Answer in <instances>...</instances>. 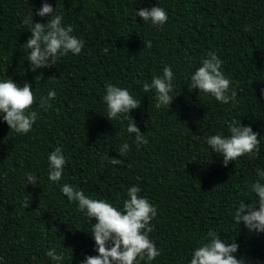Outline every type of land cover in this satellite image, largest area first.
I'll list each match as a JSON object with an SVG mask.
<instances>
[{
  "label": "trees",
  "instance_id": "obj_1",
  "mask_svg": "<svg viewBox=\"0 0 264 264\" xmlns=\"http://www.w3.org/2000/svg\"><path fill=\"white\" fill-rule=\"evenodd\" d=\"M43 2L55 7L84 47L33 72L25 20L33 12L34 23L45 22L35 14ZM154 5L168 14L162 26L136 16ZM209 51L223 61L235 103L187 88ZM165 66L174 73V97L168 108L157 109L154 91L145 93L143 84L162 76ZM7 78L21 87L30 83L37 97L30 110L38 117L26 134L0 119V264H56L45 255L49 248L63 253L62 264L97 254L90 233L95 220L68 201L60 190L65 183L121 210L127 189L139 186V195L157 208L149 237L161 255L150 264H190L209 229L226 243L235 240L240 264H264V233L234 220L242 200L257 199L250 186L256 169L264 170V0H0V81ZM109 83L140 100L126 119L106 117L102 98ZM49 90L56 97L45 110L39 97ZM133 120L147 144L137 146L126 131ZM234 120L259 134L260 151L225 167L206 138L229 135ZM125 142L129 151L119 157ZM56 147L66 164L53 183L48 155ZM108 156L123 164H110ZM27 173L39 178L36 186L27 183Z\"/></svg>",
  "mask_w": 264,
  "mask_h": 264
},
{
  "label": "clouds",
  "instance_id": "obj_2",
  "mask_svg": "<svg viewBox=\"0 0 264 264\" xmlns=\"http://www.w3.org/2000/svg\"><path fill=\"white\" fill-rule=\"evenodd\" d=\"M36 15L47 17L43 23L33 22V12L25 20L30 24V37L26 40L29 70L48 68L57 63L58 58L69 55H79L84 47V41L73 35L71 25H63V17L56 14L55 7L43 2L36 10ZM142 21L150 22L154 26H162L168 20L166 10L159 6L140 8L136 10V16ZM246 31L249 29H245ZM144 46L151 48V41H144ZM107 52V49H104ZM223 61L214 52L209 51L206 58L202 59L199 66L190 76L189 91L196 90L212 96L217 102L228 104L235 103L237 95L231 88L230 79L223 74L221 67ZM174 73L170 66L163 68L162 76H153L150 83L143 84L145 93L154 91L156 103L154 107H169L173 97ZM264 96V89H261ZM56 97L54 90H49L46 96L39 97V106L43 109L50 108L51 101ZM103 101L107 105V119L109 121L118 117L127 118L131 110L140 107V100L133 98L126 88L117 87L111 83L106 85ZM37 101L30 83L18 86L10 78L0 81V113L10 130L17 134H26L32 130L38 113L31 111L32 105ZM229 135H210L206 138V144L210 150L223 157L222 164L226 167L229 162L236 161L239 157L249 156L255 158L260 151L259 134L248 125L233 121L228 124ZM126 131L134 134V143L147 144V139L137 127L135 121L129 123ZM129 151L127 142L119 148V157ZM112 165H121L123 160L116 157H107ZM66 159L61 147H56L48 155V179L53 183L62 179ZM258 179L250 186L251 192L257 199L245 204L243 200L235 210L234 220L236 224L243 222L249 231L264 233V170L256 169ZM27 183L36 186L39 178L27 173ZM61 192L69 202H77L78 210L87 217L93 218L95 223L90 231L95 242L96 255L85 256L79 264H138V261H146L150 264L161 255L149 234L154 231L152 220L157 215V208L146 197L140 196L139 186L133 185L127 189V198L122 202V210L114 207L104 200L92 199L82 190L76 189L70 184H63ZM29 199L24 206L27 207ZM258 205V207H257ZM78 229V228H77ZM238 244L233 241L226 243L221 235L209 229L205 242L196 247L190 258V264H240V260L234 255L238 251ZM45 255L56 264H62L63 253L55 248L46 250Z\"/></svg>",
  "mask_w": 264,
  "mask_h": 264
}]
</instances>
